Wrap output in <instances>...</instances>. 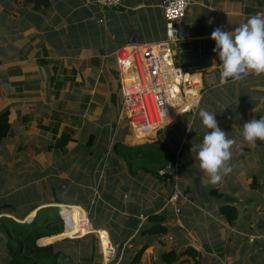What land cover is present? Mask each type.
<instances>
[{
	"label": "crops",
	"instance_id": "0c3cea01",
	"mask_svg": "<svg viewBox=\"0 0 264 264\" xmlns=\"http://www.w3.org/2000/svg\"><path fill=\"white\" fill-rule=\"evenodd\" d=\"M38 2V8L28 0H15L12 6L7 7L5 2L0 5V38L5 43L10 41L17 51L16 55L0 58V85L5 81L0 94L16 93L14 104L20 103L26 109L29 106L39 109L44 118L48 117L45 125H49L48 129L56 132V135L59 123V136L62 131H70V139L65 144L55 146L60 147L63 154L65 151L79 149V139L87 124L88 111L91 109L94 113V118L88 122L92 124L98 117H103L104 106L114 99L113 88L119 83L117 51L133 43L163 40L165 20L160 0H121L117 7L92 4L91 0ZM10 9L14 10L13 14H10ZM256 14H264V0H190L183 19L190 38L179 44L172 43L171 46L176 64L186 72L202 75V86L196 113L191 117L180 143L187 129L190 132L195 124V134L203 138L205 129L198 115L201 108L214 112L218 126L229 138L235 139L237 144L244 142L240 135L243 124L251 119L264 117V75L250 74L235 83L230 81L222 85L219 57L213 52L215 41L210 38L215 28L222 27L231 31ZM5 25H8L6 32ZM115 44L118 46L113 49ZM213 60L216 61L215 64ZM58 79L61 81L60 86L56 85ZM66 82L68 83L64 86ZM47 88L50 95H57L56 99L47 100ZM109 94H112L111 98ZM48 104L49 109L53 110L55 105L61 109L56 120H51L52 110L49 114L46 109ZM5 107L10 110L8 105ZM44 110L47 112L44 113ZM66 110L69 116H65ZM54 121L57 123L51 128ZM169 126L170 133L157 136L159 129L155 133L151 131L150 135L156 134V140L166 143L167 137L171 135V143H174L172 149L178 152L176 147L180 144L177 146L176 141L174 142L178 129L170 124ZM76 130L81 135L75 137ZM91 135L92 142L88 144ZM59 136L54 137V140L57 141ZM87 136L86 144L89 147L97 140L100 141L96 133L91 132ZM132 136L135 141L143 138H136L133 133ZM133 144L130 141L129 145ZM167 145L170 146L168 143ZM242 149L246 150L245 147ZM43 153L40 150L38 158H44ZM122 161L117 156L112 164L103 192L99 196L103 211L100 207L97 209L101 216L97 226L91 227L101 254L99 264H194L199 259L200 264L201 260L205 264L209 260L211 264H218L220 256H215L217 249L213 242L214 231L209 229V224L214 223V230L223 241L229 239V231L244 234L233 227L238 222L239 214L232 224L221 217L219 208L222 204L216 206L214 211L210 210L212 221L205 220L208 230L204 234L184 227L181 209L188 198L181 192L177 195L174 189L170 192L171 183H176L178 178L182 181L184 176V183H189L186 174H180L182 169H178V163L168 169L171 177L163 181L143 168L138 170L137 177L131 176ZM171 163L170 161L166 165ZM179 166L183 167L182 164ZM158 169L159 174L165 171L162 167ZM186 187L188 190L189 186ZM169 199H172L174 206L169 207ZM178 199L181 200L175 202ZM192 201L189 200L190 203ZM44 205L82 207L79 202L51 201L38 204L33 212L36 213ZM253 224L252 222L250 226ZM158 227H165V231H159ZM99 230L107 233L116 251L117 247L120 250L109 262L102 257ZM249 234L250 238H247L252 241L251 238L255 235ZM259 236L263 235H256ZM143 247V252L134 263L136 252ZM187 247L198 252L195 257L184 254L170 263L164 260V253H179ZM219 264H239V260L237 256L227 254L220 258Z\"/></svg>",
	"mask_w": 264,
	"mask_h": 264
},
{
	"label": "rangeland",
	"instance_id": "374dc122",
	"mask_svg": "<svg viewBox=\"0 0 264 264\" xmlns=\"http://www.w3.org/2000/svg\"><path fill=\"white\" fill-rule=\"evenodd\" d=\"M3 2H5L7 7V5L12 6L15 0H0V5ZM9 12L13 14L14 10L10 9ZM7 29L8 25H5L4 31L6 32ZM10 45V41L7 40L5 43L3 42V38H0V58H8V56L17 54L16 47L14 48V46ZM117 46L115 44L112 48L114 49ZM4 82H1L0 89L3 88ZM12 93L0 94V107L3 108L7 105L10 107L8 120L11 123V133L0 141V205L7 206L2 208V211L6 212V216L21 217L30 208L40 203L51 201H57L58 203L79 202L83 208L78 205L73 206H78L89 214V232H92L91 227L97 226V221L101 216V214L97 213V209L100 207L101 211H103V205L99 196L103 192V187L107 182V175H109L112 164L117 156L123 159V152H132L131 155L133 157L136 156L135 159L139 161L135 167L138 170L141 169V166L155 168L159 166L158 162H154L155 160L141 156V154L145 155L144 152H150L152 147L142 144L155 142L158 135L170 133L171 127L169 125L164 126L157 132V136L153 134L147 139L139 138L137 141L132 140L133 136L128 119L125 116L119 117L121 105L119 83L113 88L114 99L109 105L104 106L103 117H98L96 122L88 124L89 119L94 118L93 110L90 109L88 111V115L86 116L87 124L84 126V130L82 129L83 135L79 139V149L72 152L65 151L63 154L60 147H55L57 141L54 140V137L59 136L60 123L56 135L54 131L52 132V130L48 129L49 125H45L48 117L44 118L40 114L39 109H34L35 107L29 106L26 109L23 106L21 107L20 103L14 104L13 100L16 93ZM111 95L109 94L110 98ZM46 96L48 97L47 100L50 98L56 99L57 97V95H50L48 88ZM49 106L48 104L46 109L50 114V110L52 109H49ZM60 110L55 105L50 114L51 120L57 119L55 116L53 117V113H60ZM46 112L44 110V113ZM65 116H69L68 110L65 111ZM191 117L190 114H182L174 121V126L178 129L174 142L176 141L177 146L180 144L176 147L178 152L173 150L172 145H170L164 151L168 157L161 159L162 162L165 158L162 164L165 166L163 169L167 171L172 168L173 164H182V168L178 165V169H182L180 174L185 173L186 179L189 181L188 184H185L186 180H184V176L182 177V181L178 178L176 183H171L172 189L170 191L172 193L175 190L177 195H179L178 192H186L184 196H187L188 201H185L181 209V217L185 223L184 227L186 229L202 231L204 234V231L208 230L205 220L212 221L209 213H212L211 211H214L216 206L226 203L224 202V196L231 197L234 201L228 202V204H233L239 214L238 222L233 227L243 231L244 234L229 231V239L223 241L219 234L215 232L214 223L211 222L209 229L214 231L213 242L217 249L215 256H220L219 262L221 257L233 254L238 257L239 264H264V144L259 141L255 147H250L245 142L234 145L230 162L233 165L232 171L224 176L221 182L216 184L218 185L216 188L215 185L208 182L209 178L201 171L199 161L196 159V153L190 151L192 144H200L202 142V138L198 137L194 132L197 127L196 124L190 129V132L187 129L185 137L180 143ZM101 121L107 123H101ZM55 123L57 122L54 121L51 128L54 127ZM42 126H47L48 128H42ZM91 132L96 133L100 141L97 140L89 147L86 144L87 135ZM79 134L81 135L76 130L75 137L79 136ZM130 141L134 142L133 145L136 146L128 149L129 151L123 149L126 145L130 144ZM116 143L123 148H116ZM50 144H53V146L48 148ZM243 147L246 150L242 149ZM48 149H51V151ZM154 149L156 150L155 147ZM40 150L44 152V158H38ZM167 159L168 162H172L169 166L166 165L168 164ZM122 163L127 167L124 160ZM240 170H242V173H240ZM134 176L137 177L136 175ZM254 178L256 183L253 182ZM187 185L189 186L188 191H186ZM213 189H217L218 193L223 196L212 195L211 190ZM190 199L193 200L191 203L189 202ZM180 200L178 199L175 202H179ZM168 202L171 204L169 207L174 206L171 203V199ZM47 206H53L49 209V212H53L54 215L58 214L59 207H56V205L55 207L54 205H44L42 207ZM31 214H34V212L32 211L20 221H28ZM84 216L86 218V213ZM68 220V225L72 224V221ZM252 222L254 224L251 227L250 224ZM102 231L106 233L104 230H99L98 233L100 234ZM87 233L74 237H63L69 240L68 252L75 261L82 259H79L80 255L77 254L78 249L74 240L80 237L79 242L84 244L89 238V236H84ZM249 233L255 235L252 241H249L247 238L250 235ZM257 234H262L263 236L256 237ZM100 237L101 248L104 249L109 242V238L105 235H101ZM57 240L60 239L54 241ZM119 251V247H117V252ZM93 256L95 259L101 258L99 247L96 248V255L93 254ZM93 260L92 258L89 262ZM215 260L218 261V259ZM104 261H107V259L105 258ZM6 263L5 250L0 246V264ZM201 263L205 264L202 260ZM207 264H211L210 260Z\"/></svg>",
	"mask_w": 264,
	"mask_h": 264
},
{
	"label": "built area",
	"instance_id": "2783aa9c",
	"mask_svg": "<svg viewBox=\"0 0 264 264\" xmlns=\"http://www.w3.org/2000/svg\"><path fill=\"white\" fill-rule=\"evenodd\" d=\"M91 3L117 7L121 0H91ZM189 4L190 0H160L165 20V38L125 45L117 51L121 95L119 117L128 119L136 138H149L151 131L157 132L182 114L193 116L200 102L202 75L186 72L177 65L171 46L172 43L178 44L190 38L183 22ZM171 203L174 204L172 199ZM82 211L86 213L89 224V214L86 210ZM58 213L64 220L65 230L69 218L63 215L62 207H59ZM101 251L103 260L106 258L107 262L117 255L110 240Z\"/></svg>",
	"mask_w": 264,
	"mask_h": 264
},
{
	"label": "trees",
	"instance_id": "16d2710c",
	"mask_svg": "<svg viewBox=\"0 0 264 264\" xmlns=\"http://www.w3.org/2000/svg\"><path fill=\"white\" fill-rule=\"evenodd\" d=\"M28 1H32L35 8L39 7L38 0ZM56 85H61L60 79L57 80ZM8 115V107L0 110V141L5 139L8 134L11 133V123L8 120ZM54 116L55 118H58L59 114L54 112L53 117ZM42 128L48 127L42 126ZM70 133V131H62L60 136L57 138L56 145L65 144L70 139ZM90 138L91 139L88 141V144H91L93 136L91 135ZM257 142H259V140ZM142 145H148V147H152L150 152H144L145 155L141 154V156H145L146 158L155 160L154 162L159 163L158 168H163L164 164L162 163L165 158L162 162L161 159L163 157H168V155H165L164 153V151L169 148L167 143L156 140L153 143ZM52 146L53 144H50L48 145V148H51ZM133 146L126 145L123 148L122 146H118L117 143L115 144L116 148H123L127 151H129L128 149L133 148ZM154 147L157 151L154 149ZM131 153L132 152H123L122 156L123 160L126 162L128 173L131 176H134L138 171V168L135 167L139 163V161L136 160V156L133 157ZM141 168H143L144 171L149 172L152 176H155L159 180L165 181L171 177L170 173L167 172V170H165L163 174H159L158 168L147 166H141ZM253 182L256 183L255 178L253 179ZM182 194L184 195L186 194V192L182 191ZM4 207L7 206L0 205V246L5 250V256L7 259L6 264H87L93 262L99 264L98 259H95L93 256V254L96 255V237L92 232L87 233L90 231V224L87 223V220L84 216L85 213L80 209V207L60 206L63 209V215L68 216L67 218L72 221V224H66L65 230L64 222L59 216V213L57 215H54L53 212H49V209L53 206L40 208L36 211V213L31 214V216L33 217L30 222H21L20 220H23L26 216H28L36 208V206L30 208L21 217L6 216V212L2 211V208ZM219 213L221 217L229 224H232L233 221L238 217V210L233 204H222L219 208ZM158 229L161 232L165 231V227H158ZM84 233H87L84 236H89V238L87 239L88 241H86L84 244L79 242L80 237L79 239L77 238L76 240H74L78 249L77 254L80 255L79 259H82L79 261H75L68 252L69 240L63 237H74L82 235ZM56 239L60 240L54 241ZM144 248L145 247L136 252L133 260L134 263L139 259ZM197 253L198 252L194 248L187 247L185 250L179 253H175L174 251L166 252L163 254V258L166 262L170 263L178 260V258L184 254H192V256L195 257ZM92 258L94 260L92 262H89V260H91ZM194 264H200L199 260L194 261Z\"/></svg>",
	"mask_w": 264,
	"mask_h": 264
},
{
	"label": "clouds",
	"instance_id": "9594fccd",
	"mask_svg": "<svg viewBox=\"0 0 264 264\" xmlns=\"http://www.w3.org/2000/svg\"><path fill=\"white\" fill-rule=\"evenodd\" d=\"M210 38L215 41L213 52L219 57L222 85L230 81L235 83L250 74L264 75V14L250 16L231 31L217 27ZM198 115L205 131L202 142L192 144L190 151L196 153L208 182L216 185L232 171V149L237 141L218 126L214 112L201 108ZM240 135L250 147H255L258 140L264 142V117L245 122Z\"/></svg>",
	"mask_w": 264,
	"mask_h": 264
},
{
	"label": "water",
	"instance_id": "95a60500",
	"mask_svg": "<svg viewBox=\"0 0 264 264\" xmlns=\"http://www.w3.org/2000/svg\"><path fill=\"white\" fill-rule=\"evenodd\" d=\"M170 125H171V126H174V122L170 123ZM173 130H175V129H173ZM171 137H172L171 135H169V136L167 137V143H168L169 145H172V147H174L173 144L171 143ZM211 194H212V195H216V196H223L222 194H219V193H218L217 189H213V190H211ZM223 198H224V202H226V203H228V202H233V201H234L233 198L228 197V196H224Z\"/></svg>",
	"mask_w": 264,
	"mask_h": 264
},
{
	"label": "bare ground",
	"instance_id": "6f19581e",
	"mask_svg": "<svg viewBox=\"0 0 264 264\" xmlns=\"http://www.w3.org/2000/svg\"><path fill=\"white\" fill-rule=\"evenodd\" d=\"M66 217H68V216H66ZM100 235H105V236H107V234H106V233H103V231L100 233Z\"/></svg>",
	"mask_w": 264,
	"mask_h": 264
}]
</instances>
